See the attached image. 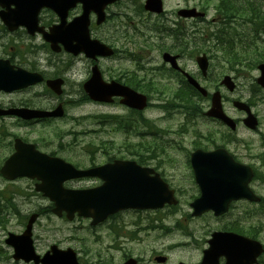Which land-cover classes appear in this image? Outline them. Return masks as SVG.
Segmentation results:
<instances>
[{
    "label": "rangeland",
    "instance_id": "obj_1",
    "mask_svg": "<svg viewBox=\"0 0 264 264\" xmlns=\"http://www.w3.org/2000/svg\"><path fill=\"white\" fill-rule=\"evenodd\" d=\"M163 1L166 10L163 18H149L143 9L144 0H129L112 6L108 10L110 21L96 31H92L93 36L105 43L113 44L120 51L119 56L113 59L99 60L98 65L104 73V78L117 77L131 71L134 75V71L139 68L137 61L131 57L132 52L142 56L141 63L145 61V68L149 70L144 72L139 70L143 75L137 80V87H150L148 91L139 90L148 95L150 101L148 108L142 113L117 111L116 106L94 103L88 101L87 97L84 100L83 84L90 77L92 64L84 57L69 59L70 56L65 53L54 55L44 50L42 55L47 57L51 64L43 70L64 76L67 82L64 94L60 98L46 94L44 85L34 91L42 95L40 103L43 107L51 100L63 102L66 116L51 123H41L35 129L30 128L31 126H19L13 119L0 120V132H3L0 136V168L10 152L8 130L24 138L38 141L45 152L56 150L59 152L56 147L58 143L67 145L74 141L72 147L74 152L64 156L82 165L88 164L91 158L100 160L99 157L102 156L142 159L152 168L159 167L170 188L177 190L176 197L180 208L176 210V214L166 218V223H170L171 226L177 225L179 219H184L185 224L188 223L185 216L188 213L192 214L190 204L200 195V191L192 183V169L188 165V157L199 145L210 146L217 143L218 146H225L222 142H229L231 146H226L228 151L239 157L243 163H256L264 175V160L255 159V156L248 154L246 148H242V143L257 152L263 151L261 147L264 148V94L262 91L258 93L256 83V79L260 76L256 67L259 59L256 57L264 54V29L261 27L264 24L256 23L259 31H255L248 22L239 17L230 19L223 39H232L231 43H224L220 38L224 48H214L215 52L207 53L213 54L208 77L205 79L199 74L200 82L210 93L219 87L225 75L232 76L237 85L235 93L230 94L222 88L220 90L222 95L238 98L247 103L249 101L255 105L254 108L258 111L263 124L261 130L253 134L241 123L237 134L232 136L226 128L215 124L212 119L188 120L192 114L198 116L202 114V110L207 111L210 101L196 94H183L178 90L179 83L172 75L173 72L170 69L168 71V67L164 66L161 50L159 45H156L159 42L154 33L155 26L162 25V20L177 21L179 8L196 7L200 10L201 6L206 5L207 21L195 27L199 30L209 27L212 33L217 29L215 24L220 21L224 23L226 16L223 12H217L215 1ZM258 2L264 4V0ZM46 11L47 17L57 19L51 11ZM81 12L80 7L76 8L70 12L69 19L80 15ZM185 23L188 33H194V29L188 28L189 22ZM203 31H199L198 35L201 36ZM115 33L116 39H114ZM208 34L204 36L203 41L208 40ZM165 41L168 45L171 44L170 38H166ZM153 43L156 46L155 50H151ZM2 45L0 56L2 51L9 53L5 43ZM207 45L215 47L213 41H209ZM207 45L204 47L208 50ZM227 48L239 50L242 55L231 62V59L227 62L221 61L223 57H230L229 53H224ZM192 55L187 54L180 65L188 72L197 73L199 69L195 56ZM243 58L245 61L242 62ZM147 65L156 68L157 72H153ZM151 78L157 81H148ZM29 97L31 96L21 93L11 95L0 93V103L7 106ZM167 100L182 102L187 111L159 110V104ZM224 104L229 116L234 119L243 117L233 108L231 102ZM60 134L66 137L62 140ZM233 140L236 143H231ZM86 184L82 183L80 186ZM252 187L258 195L264 197V178L253 182ZM34 192V183L30 180L11 183L0 176V213L5 211V223L0 222V264H26L13 260V252L5 244V238L10 232H23L24 224L32 213L39 212V209H43L40 212L48 211L47 200L33 195ZM239 203L230 215L221 220H217L211 214L208 216L205 214L200 218L191 217L188 227L193 230L194 238L200 242L199 244L189 236L187 229L170 227L173 230L164 235L160 231L143 230L140 225H145L149 218L165 217L159 213L155 215L154 212H127L96 227H91L88 219L78 218L69 222L66 218L59 219L52 213L43 214L34 227L35 248L39 254H43L52 244H58L64 249L70 247L86 264H123L126 255L142 258V264H156L154 262L156 254L167 255L170 259L168 264L180 262L197 264L201 261L203 249L207 247L205 239H209V232L225 227L232 219V215L241 214L244 208L250 207L249 211L251 210L250 204L243 201ZM262 220L264 221V215ZM259 237L264 242V232H260Z\"/></svg>",
    "mask_w": 264,
    "mask_h": 264
},
{
    "label": "water",
    "instance_id": "obj_2",
    "mask_svg": "<svg viewBox=\"0 0 264 264\" xmlns=\"http://www.w3.org/2000/svg\"><path fill=\"white\" fill-rule=\"evenodd\" d=\"M4 0H0L3 2ZM118 0H17V4L34 5L32 18L36 22L37 14L43 7L55 10L60 18L61 25L52 29L50 33L45 34L46 40L51 44L55 51H60L59 43H62L65 50L78 55L84 52L87 57L95 59L98 56H111L113 51L100 44L98 41H91L88 31L89 16L91 12L98 15V23L101 24L105 20V8ZM78 2L83 4L84 13L80 18L75 19L69 25L66 23L68 12L75 7ZM1 4V3H0ZM161 0H147L145 8L154 13H162ZM183 17L199 16L195 9L182 10L179 13ZM164 59L176 66V57H171L169 54L164 55ZM198 62L206 73L208 62L206 57L199 58ZM262 76L258 79V83L264 87V65L260 66ZM23 71H14L13 68L5 66L0 62V90L12 91L17 88L26 87L30 84L40 82L42 78L36 76H23ZM61 80L49 81L48 85L57 93L61 94ZM230 90L234 89V84L227 77L224 81ZM85 90L89 96L96 101H109L114 94H119L114 89L105 86L102 75L98 66L93 68V76L85 85ZM199 90L207 95L206 91L199 87ZM221 97L217 93L213 97V107L209 113L214 116L227 119L222 113ZM127 105L137 109H144L147 106V101L144 96L136 93H131L127 96ZM243 109L248 107L243 103H236ZM63 111L54 112H32L31 117H52L62 116ZM4 112L0 111V115ZM230 123V122H229ZM22 144L21 142H18ZM19 144V145H20ZM18 153L10 158L6 165L1 170L2 174L9 178L15 179L19 176L37 177L42 184L37 186V190L42 192L45 197L49 198L54 203L55 209L53 213L62 216L63 212L67 213V218L73 220L75 214L80 217L91 218L92 225H98L104 222L110 215L116 214L128 209H155L163 207L165 203H176L171 192H169L161 182L158 176L150 177L148 170H141L131 165V168L123 169L124 166L115 164L114 166L94 169L87 172L77 171L71 165L64 163L60 159H53L45 154L38 153L32 146L20 145L17 146ZM221 154V155H220ZM204 153L197 151L193 154L192 163L195 169L197 182L202 191V197L197 200L193 207L195 215L202 214L207 210H215L217 213L223 214L228 210V204L235 198L246 195L247 181L250 180L248 171L231 163V160L224 152ZM224 159L230 160L233 166H221ZM103 171L107 174H104ZM242 172L246 184L243 185L242 178L236 172ZM219 173H231L224 175ZM99 177L106 181L105 185L91 190H70L65 189L63 184L66 181L78 177ZM241 187V189H240ZM247 196L252 201H258L253 194L247 192ZM38 215H33L29 221V225L25 234L21 237H13L8 240V243L13 245L16 250L15 258L23 259L26 262L34 261L35 264H78L76 254L71 249L60 251L57 247H53L52 251L47 253L43 259L35 252L32 240V227ZM221 237V236H216ZM232 241V237L226 238ZM244 241H238L242 244ZM244 247L247 250V259L249 264H253L255 258L262 254L260 244L251 241H245ZM211 253V250L208 254ZM164 261V259H158ZM126 264H137L130 261Z\"/></svg>",
    "mask_w": 264,
    "mask_h": 264
},
{
    "label": "flooded vegetation",
    "instance_id": "obj_3",
    "mask_svg": "<svg viewBox=\"0 0 264 264\" xmlns=\"http://www.w3.org/2000/svg\"><path fill=\"white\" fill-rule=\"evenodd\" d=\"M119 5V4H116ZM13 8V6L11 7ZM7 10V8H5ZM110 21V17L107 19L106 25ZM189 20H184V22H187ZM198 20H190L192 23H196ZM58 21L56 19H50L46 15V11H42L39 15V26H43L46 29H50L52 26H54ZM14 22H11L13 24ZM104 25L100 26L103 27ZM116 39V36L115 38ZM3 43H5L8 52L4 53L2 51V55L0 56V59H7L11 62V64L16 65L17 67H22L25 70L31 72V73H41L45 76H48L51 78L52 74L48 73L47 71L43 70L44 67H50L51 62H49L47 57H43L42 52H44V48L46 47V44L43 41V37L40 33L30 34L28 29L26 27L20 26L17 29L11 31L6 25L3 24V22L0 19V47H3ZM137 67L140 69V66L137 65ZM132 71L129 73H123L120 74L117 77H110L109 79L105 80L107 82L116 81L124 86H127L134 91H138L139 87H137V80L140 78L141 75H143L139 70L134 71V75H132ZM47 80L49 78L45 77ZM34 87L26 89L21 91L22 95L25 96H31L28 98H24L23 102H21L20 107L24 108H33V109H42L40 100L42 99V95L40 93L35 92ZM145 89L148 91L150 87H145ZM53 100L50 101L48 105H46L45 110H53L57 105H54ZM63 102L59 101V104ZM102 105H108V106H116L117 111H137L131 108H128L121 104V99L117 98L114 100L111 104H102ZM10 107V106H8ZM145 111V110H144ZM41 120H32L27 123L25 126H31L30 128L35 129L36 126L41 125ZM30 139L25 138L26 143H29ZM233 143V142H231ZM59 144V143H58ZM230 143L228 142V145ZM61 146H57V148H60ZM243 148L247 150L248 154L255 156V159H261L262 154L264 153V148L261 147V152H257L256 150L250 149L249 146L243 145ZM252 153V154H251ZM53 157L57 155H51ZM118 160H125L122 157H113V156H103L101 158V165H106L109 163H114ZM250 163V162H248ZM254 166V171L256 174L260 173L259 167L256 165V163L252 164ZM87 166H78V168H86ZM79 181H73L66 184L67 187L70 185H73V188H78ZM51 205L49 204L47 208H50ZM52 209V208H50ZM20 234V233H18ZM6 240V239H5ZM9 247V246H8ZM10 249V248H9ZM11 250V249H10ZM12 251V250H11Z\"/></svg>",
    "mask_w": 264,
    "mask_h": 264
},
{
    "label": "trees",
    "instance_id": "obj_4",
    "mask_svg": "<svg viewBox=\"0 0 264 264\" xmlns=\"http://www.w3.org/2000/svg\"><path fill=\"white\" fill-rule=\"evenodd\" d=\"M258 1L259 0H220V6L217 5L216 9L223 12L228 21L234 15L236 16V14H239L241 18H245L250 21H254L255 18L264 20V14H262L264 4L259 3ZM180 37L179 33H177V40L180 39ZM44 213L47 212L45 211Z\"/></svg>",
    "mask_w": 264,
    "mask_h": 264
}]
</instances>
